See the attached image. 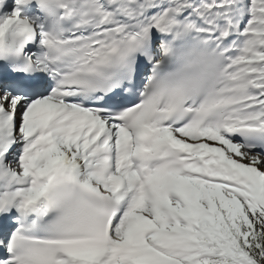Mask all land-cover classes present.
I'll list each match as a JSON object with an SVG mask.
<instances>
[{"label": "snow or ice", "instance_id": "1", "mask_svg": "<svg viewBox=\"0 0 264 264\" xmlns=\"http://www.w3.org/2000/svg\"><path fill=\"white\" fill-rule=\"evenodd\" d=\"M0 264H264V0H0Z\"/></svg>", "mask_w": 264, "mask_h": 264}]
</instances>
